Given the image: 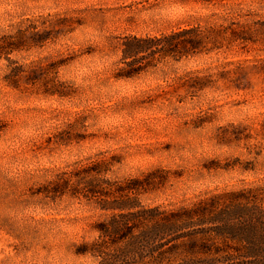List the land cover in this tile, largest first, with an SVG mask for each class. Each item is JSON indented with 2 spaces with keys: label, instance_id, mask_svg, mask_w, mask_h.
Masks as SVG:
<instances>
[{
  "label": "rangeland",
  "instance_id": "1",
  "mask_svg": "<svg viewBox=\"0 0 264 264\" xmlns=\"http://www.w3.org/2000/svg\"><path fill=\"white\" fill-rule=\"evenodd\" d=\"M262 185L264 0H0V264H97L75 252L112 213L99 198L173 210Z\"/></svg>",
  "mask_w": 264,
  "mask_h": 264
},
{
  "label": "trees",
  "instance_id": "2",
  "mask_svg": "<svg viewBox=\"0 0 264 264\" xmlns=\"http://www.w3.org/2000/svg\"><path fill=\"white\" fill-rule=\"evenodd\" d=\"M194 32L127 38L121 60L130 65L156 52L169 55L187 47L186 40L177 41L180 36ZM89 193L85 197L97 192ZM119 196L99 198L101 209L112 213L99 224L96 239L77 246L76 255L97 264H264V185L212 194L173 210L143 208L135 197Z\"/></svg>",
  "mask_w": 264,
  "mask_h": 264
}]
</instances>
